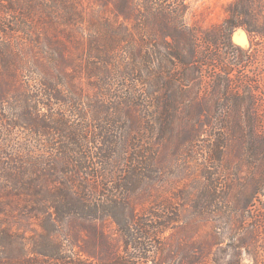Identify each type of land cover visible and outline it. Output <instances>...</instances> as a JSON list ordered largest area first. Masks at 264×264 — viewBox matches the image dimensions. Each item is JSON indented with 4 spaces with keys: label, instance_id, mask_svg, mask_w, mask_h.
I'll list each match as a JSON object with an SVG mask.
<instances>
[{
    "label": "rangeland",
    "instance_id": "obj_1",
    "mask_svg": "<svg viewBox=\"0 0 264 264\" xmlns=\"http://www.w3.org/2000/svg\"><path fill=\"white\" fill-rule=\"evenodd\" d=\"M187 1L184 21L202 34L224 20L231 0ZM81 5H87L81 9L84 19L74 25L50 26L45 18L41 25L36 18L40 14L34 12L29 29L14 31L10 26L8 33H0V233L11 243V255H27L22 261L7 260V245L0 237V264H57L33 251L39 245L51 258L61 242L68 261L79 264H113L128 254L134 257L127 264H183L186 254L197 252L192 251L195 246L214 238L209 230L222 217H200L195 200L213 179L227 188L228 181L237 178L236 146L225 150L223 163L210 160L215 131L211 124L200 127L194 144L185 142L184 132L197 130V120L208 121V112H171L157 105L152 89L138 79V49L132 45L136 35L118 29L116 36L130 42L110 47L109 33L89 24L99 14L129 26L135 19H117L112 4L102 8L103 13L88 0H80ZM232 41L250 48L243 28L234 31ZM146 51L153 54V63L147 68L143 62L145 71L155 70L168 54L162 47ZM250 64L246 74L255 73L264 84V60ZM208 91L203 87L198 94ZM107 144L112 147L108 160ZM100 148L106 161L102 165L96 157ZM130 161L138 169L135 175L129 173ZM77 167L82 170L77 172ZM249 170L244 162L241 175ZM129 175L135 185L125 195L116 183ZM65 193L74 199L73 210H84L60 221L56 205ZM109 197L117 202L111 204ZM172 217L176 221H169ZM189 220L200 228L192 234L175 232ZM131 221L142 222L145 229L151 226V237L139 240L143 250L126 244L130 237L122 227ZM166 221L171 227L156 234L155 227ZM134 227L136 233L138 225ZM231 235L213 246L211 257L222 258V264H253Z\"/></svg>",
    "mask_w": 264,
    "mask_h": 264
},
{
    "label": "trees",
    "instance_id": "obj_2",
    "mask_svg": "<svg viewBox=\"0 0 264 264\" xmlns=\"http://www.w3.org/2000/svg\"><path fill=\"white\" fill-rule=\"evenodd\" d=\"M88 2L91 8L98 9L101 13H103L102 8L112 4L111 10L116 13L117 19L118 15H122L126 21L135 19L129 26L123 22L112 23L110 19L102 16L100 18L99 14L92 17L89 24L91 28H99L109 33L107 42L110 47H120V44L130 42L128 39L116 36L118 29L126 34L132 32L136 35L132 37V45L138 49V62H140L138 79L143 85L152 89L150 94L156 96L157 105L171 112L187 111L190 114L196 109L201 110L202 114L208 112L207 115H210L208 121L197 120L196 125L199 123L197 130L188 131V129L187 133L184 132L187 136L185 142L189 145L194 144L201 135L200 127L203 124H211L215 131L210 160L223 163L225 150L236 146L234 175L237 178H233V182L228 181L227 188L223 187L221 180L219 183L217 179H213L195 200L200 217H206L207 220L215 216L222 217L221 220L217 219L209 230L214 238L211 239L212 241L207 240L204 245L195 246V250L192 251L197 252L186 254L182 263L222 264V258L211 257L213 254L215 256L213 246L220 245L226 234L231 232V237H236L239 242L236 248L245 250L253 264H264V84L261 82L262 78H257L255 73L248 76L245 72L250 63L264 60V0H231L225 6L224 20L203 31L202 34H198L194 27L184 21L190 9L187 0H88ZM87 5L80 6V0H0V33H8L7 28L10 26L14 31L16 28L29 29L28 24L34 21V12L40 14V17L36 18L41 25L44 23L41 21L44 18L49 21L50 26L60 27L68 23L74 25L79 19H84L81 9L86 8ZM238 28H243L249 35V49H243L233 43L232 35ZM111 33L113 37L110 36ZM153 47L154 50L159 47L168 49V54L165 56L167 58H163V63L158 64L155 70L145 71L142 63L144 62L147 68L149 63H153V54L146 49ZM262 68L264 69V65ZM203 87L208 88L209 91L199 96L198 90ZM46 95L52 97L51 93ZM42 103L49 105L44 101ZM107 146L106 160L109 159L112 150L109 144ZM101 150L102 148L96 155L99 159L98 165L106 163ZM244 162L250 170L243 176L241 172ZM88 163L89 161L86 160L85 168L89 167ZM129 165L132 167L129 171L130 175H135L138 169L132 161ZM77 170L79 172L82 168L77 167ZM100 173L98 177H101ZM130 175L120 177L119 183H116V189L125 190V195L133 191L135 185L134 178ZM185 194L188 195L187 191ZM64 195V201L62 203L60 201V204L57 201L58 205H56L62 218L60 221L66 219L68 215L75 214L74 212L79 213L84 210V206L73 210L71 203L74 199H71L72 197L67 193ZM190 195L191 193L188 196ZM202 197L203 201L200 202L199 199ZM108 199L111 204L113 201L117 202L112 197ZM107 208L109 207H105L104 210ZM222 220H225V223ZM169 221H176V217H172ZM169 221L157 225L155 233L171 227L167 223ZM133 222L122 227L124 235L130 237L126 244L143 250L144 243L139 240L143 235L145 239L151 237V226L147 225L148 228L145 229L142 222L140 224L136 223L139 221ZM192 222L194 221L189 220L186 225H177L175 232L194 233L200 228V224L194 225ZM134 225H138L136 233H134ZM132 229L134 231H131ZM0 237L6 244L3 239L5 237L1 236V233ZM10 244H6L7 260L26 259L27 255H23V251L11 255L13 251ZM43 249L37 245L33 252L46 256L48 263L79 264L68 261L63 242L58 245L56 253L54 255L52 253L51 258L47 253L49 251ZM195 253H198V256ZM143 256L147 257V255ZM130 257L134 255L121 256L113 264H127V259ZM44 261L40 260L39 264H45ZM231 264L238 262L233 261Z\"/></svg>",
    "mask_w": 264,
    "mask_h": 264
},
{
    "label": "bare ground",
    "instance_id": "obj_3",
    "mask_svg": "<svg viewBox=\"0 0 264 264\" xmlns=\"http://www.w3.org/2000/svg\"><path fill=\"white\" fill-rule=\"evenodd\" d=\"M238 35H236V38H237Z\"/></svg>",
    "mask_w": 264,
    "mask_h": 264
}]
</instances>
